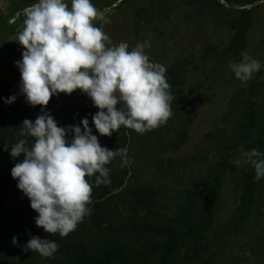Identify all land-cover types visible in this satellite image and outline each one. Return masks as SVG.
Here are the masks:
<instances>
[{"label":"trees","instance_id":"16d2710c","mask_svg":"<svg viewBox=\"0 0 264 264\" xmlns=\"http://www.w3.org/2000/svg\"><path fill=\"white\" fill-rule=\"evenodd\" d=\"M30 1L22 0L20 8ZM261 1L183 0L197 15H213L232 37L225 47L209 44L198 56L188 54L168 67L173 114L158 128L138 134L121 126L111 137L100 136L92 124L98 109L89 97L77 90L51 98L45 110L58 126L80 125L87 118L102 147H126L131 160L122 166L118 156L106 165L110 184L96 186L95 176L87 177L93 186L91 214L66 237L36 226L38 214L11 176V169L24 157L12 158L10 147L25 138L20 135L21 124L25 119L34 121L40 106L8 104L0 96V264H238L257 254L253 246L257 241L264 244V177L255 179L244 152L255 148L264 153V62L247 87L232 92L221 126L206 133L193 154L176 155L198 117L197 107L187 98L188 74L205 67L215 72L239 62ZM166 13L168 9L157 3L138 9L130 45L139 39L143 23L151 24ZM27 139L31 143L32 138ZM227 183L238 188V204L231 217L219 223ZM32 236L56 242L58 250L52 257L23 251ZM13 237L18 246L12 244ZM243 241L250 250H240L239 255L235 249H241Z\"/></svg>","mask_w":264,"mask_h":264},{"label":"clouds","instance_id":"9594fccd","mask_svg":"<svg viewBox=\"0 0 264 264\" xmlns=\"http://www.w3.org/2000/svg\"><path fill=\"white\" fill-rule=\"evenodd\" d=\"M23 15L18 43L24 50L16 62L20 92L30 106H40L41 113L34 121L23 120L20 135L25 138L10 147L12 158L24 157L11 169V176L38 214L36 226L66 237L91 214L93 186L87 177L95 176L96 186L110 184L106 165L118 156L122 166L131 160L126 147H102L87 118L80 125L58 126L45 110L51 98L79 90L98 109L92 116L96 131L111 137L121 126L145 134L166 124L173 114L174 96L166 67L145 54L150 45L137 43L129 50L126 42L113 44L93 23L105 18L91 0H71L70 7L65 0H38L24 8ZM241 56L230 67L237 79L247 82L262 65L247 52ZM15 100L11 96L5 103ZM244 157L254 167L255 179L264 177V153L253 148ZM12 244L18 246L17 237ZM58 247L52 240L32 236L23 251L52 257Z\"/></svg>","mask_w":264,"mask_h":264},{"label":"rangeland","instance_id":"374dc122","mask_svg":"<svg viewBox=\"0 0 264 264\" xmlns=\"http://www.w3.org/2000/svg\"><path fill=\"white\" fill-rule=\"evenodd\" d=\"M36 2L38 0H31L30 5ZM65 2L70 7L71 0ZM91 2L105 18L97 19L93 23L103 28L113 44L126 42L131 50L137 43L147 42L150 46L145 47V54L151 62L164 65L166 71L177 59L188 54L198 56L209 44L225 47L232 37V32L222 27L213 15H197L183 0H91ZM150 3L159 4L162 8L168 9V13L158 15L151 24L143 23L139 39L130 45L136 22L135 12ZM21 4L22 0H0V96H5L6 99L16 96L13 103L25 104L26 99L20 92V71L16 65V62L22 59L24 50L18 43V33L25 18L24 8H20ZM263 41L264 0L260 2L254 14L246 49V52L261 64L264 62ZM230 64L220 67L215 72H211V67H205L201 71H191L188 74L187 98L197 107L198 117L190 128L188 142L176 157L193 154L202 145L204 135L221 126V119L232 92L237 88L247 87L254 80L255 74L247 82L237 79ZM238 198V188L227 183L222 192L219 223H224L231 217L238 204ZM257 242L258 245L253 246L258 250L257 254L241 258L238 264H264V244ZM239 247L241 249H235L240 252L239 255H242L240 250H250L248 242H241Z\"/></svg>","mask_w":264,"mask_h":264}]
</instances>
